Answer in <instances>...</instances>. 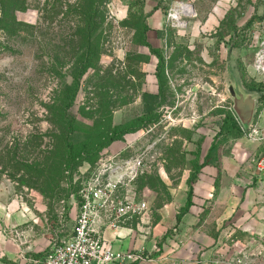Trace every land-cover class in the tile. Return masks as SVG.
Masks as SVG:
<instances>
[{
	"label": "rangeland",
	"instance_id": "1",
	"mask_svg": "<svg viewBox=\"0 0 264 264\" xmlns=\"http://www.w3.org/2000/svg\"><path fill=\"white\" fill-rule=\"evenodd\" d=\"M5 1L0 12L16 8L18 22H0L3 240L19 242L21 258L48 252L71 232L83 181L118 154L144 157L130 189L146 209L129 222L154 229L162 246L177 228L192 168L234 111L230 86L253 94L255 117L261 112L264 97L252 88H264V75L253 67L251 32L264 0ZM184 4L193 9L174 11ZM88 60L71 101L73 75ZM146 91L158 94L150 113ZM242 138L220 136L218 156ZM21 260L0 254V264Z\"/></svg>",
	"mask_w": 264,
	"mask_h": 264
},
{
	"label": "crops",
	"instance_id": "2",
	"mask_svg": "<svg viewBox=\"0 0 264 264\" xmlns=\"http://www.w3.org/2000/svg\"><path fill=\"white\" fill-rule=\"evenodd\" d=\"M257 111L256 107L254 120L264 129V103L258 118ZM232 146L234 152L221 154L219 167L203 168L194 184L193 204L177 222V242L166 240L154 253L156 259L142 264H211L218 252L230 247L259 245L264 236V173L258 174L253 162L264 154V139L256 142L242 138L232 141ZM230 218L237 233L233 240L221 244V228ZM103 233L115 251L155 245V230L140 222L133 225L127 221L117 230L106 227ZM20 246L19 242L3 240L0 233V254L22 263Z\"/></svg>",
	"mask_w": 264,
	"mask_h": 264
},
{
	"label": "built area",
	"instance_id": "3",
	"mask_svg": "<svg viewBox=\"0 0 264 264\" xmlns=\"http://www.w3.org/2000/svg\"><path fill=\"white\" fill-rule=\"evenodd\" d=\"M257 22L260 23L259 27ZM257 22L252 29L258 27L259 31L251 32L256 44L253 67L264 75V19ZM234 114L247 139L256 142L264 139V129L258 121L253 118L249 126H244ZM117 156L114 154L103 159L83 181L79 190V211L70 234L43 255L27 256L23 252L25 264H142L156 259L154 253L160 251L156 244L152 248L141 245L115 251L104 237L106 227L117 230L146 209V204L138 202L130 189L131 182L143 166L144 157L137 155L119 160ZM253 163L258 174L264 173V154ZM225 224L219 235L221 244L233 240L238 230L231 218ZM174 231L173 235L167 236V241L177 242V228ZM258 242V246L241 244V247L218 252L211 264H264V236Z\"/></svg>",
	"mask_w": 264,
	"mask_h": 264
},
{
	"label": "trees",
	"instance_id": "4",
	"mask_svg": "<svg viewBox=\"0 0 264 264\" xmlns=\"http://www.w3.org/2000/svg\"><path fill=\"white\" fill-rule=\"evenodd\" d=\"M15 0H10V2H14ZM3 3H5V0H2ZM15 12H16V8L13 10L10 9H2L0 12V22L2 23L4 21V25L6 24V28H7V24H11L14 26V24H17V19L15 16ZM9 19V20H8ZM7 20V21H5ZM4 29V27L2 28ZM147 45L150 47L151 51L154 52V54H156L158 56V58L160 59V63H161V59L162 56L158 53V50H156L155 48H153L151 46L150 43H147ZM91 60H88L85 65L83 64V68H81V70H79V72L77 74L73 75V83L71 84V87L73 89L72 94H71V101H73L75 99L77 90H78V83L82 77V75L85 73L86 69L91 65L90 62ZM89 63V64H88ZM160 77V74L158 75ZM253 90L257 91L259 94H261V96L264 97V88L263 87H257V88H252ZM158 98V94H154L151 92H144L143 93V102H144V111L146 113H150L152 112L153 108V102L154 99ZM120 126L116 127L113 130L112 136L110 137V139H115V135H117L119 133ZM241 134H244L240 124L238 122V120L236 119V116L234 114V111H232V113L228 112L224 115V118L221 120L220 124H219V131L215 134L213 141L211 142L210 146L208 147L207 153L205 154L203 161L202 162H197V164L195 165V167L192 168V172L188 178V185H189V189L187 191V195H186V202L185 204L181 207L180 211L178 212L176 219L177 222L181 221V218L184 214H186L190 207L193 204V196H194V184L195 182L198 180L199 175L203 172V168L208 166V165H212L213 166V162H217L220 161L217 158H220L219 155V146L217 144V140L220 136L224 135L227 137V139H234V138H240ZM220 165V164H219ZM219 165L217 167H219ZM43 255V254H40ZM38 255V256H40Z\"/></svg>",
	"mask_w": 264,
	"mask_h": 264
},
{
	"label": "water",
	"instance_id": "5",
	"mask_svg": "<svg viewBox=\"0 0 264 264\" xmlns=\"http://www.w3.org/2000/svg\"><path fill=\"white\" fill-rule=\"evenodd\" d=\"M230 91L234 99V112L244 126H249L254 118L256 109V98L253 94L244 95V93L233 85Z\"/></svg>",
	"mask_w": 264,
	"mask_h": 264
},
{
	"label": "bare ground",
	"instance_id": "6",
	"mask_svg": "<svg viewBox=\"0 0 264 264\" xmlns=\"http://www.w3.org/2000/svg\"><path fill=\"white\" fill-rule=\"evenodd\" d=\"M191 8L193 9V6L190 4H184L182 6H177L174 11L177 12V13H188L189 11H191ZM173 11V12H174ZM179 23V21H177Z\"/></svg>",
	"mask_w": 264,
	"mask_h": 264
}]
</instances>
